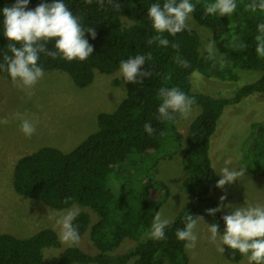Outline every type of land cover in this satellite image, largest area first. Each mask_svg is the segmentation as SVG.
<instances>
[{"label": "trees", "instance_id": "16d2710c", "mask_svg": "<svg viewBox=\"0 0 264 264\" xmlns=\"http://www.w3.org/2000/svg\"><path fill=\"white\" fill-rule=\"evenodd\" d=\"M15 2L11 0L6 5L0 0V63H3V53L9 43L4 36L2 9ZM47 2L51 0H29L26 10H34L40 3ZM114 2L120 3L119 10L107 2L101 8L97 0L90 5L85 0H64L74 15L83 17L85 28H94L95 39L85 33V38L93 46V53L84 61L52 59L41 54L38 64L44 71L68 73L76 85L84 87L93 81L95 72L114 73L122 60L151 52V60L145 62L141 71H151L152 75L144 78L142 84L125 83L126 98L114 111L99 113L97 130L73 150L63 152L48 146L19 158L14 168L13 186L17 193L41 200L54 209L80 204L97 214V220L92 223L88 212H79L74 224L80 237L90 230L98 252L90 254L78 245L68 246L55 264H189L186 242L178 240L175 235L177 229L185 227V216L205 215L211 224L225 225L221 211L215 215L207 214L208 209L218 207L211 193L217 189L220 179L209 157L211 137L215 135L220 120L225 119L227 108L239 104L246 96L264 93V57L255 51V36L259 34L257 25L264 23V12L248 10L246 5L251 0H236L237 9L231 16L204 15V5L214 0H191L196 5L192 17L212 31L223 54L222 58L211 60L206 59L207 52H200L199 34L190 27L176 36L161 34L170 45L178 43V50L170 45L159 47L156 43H147L148 39L158 35L147 10L151 4H163L164 0ZM124 19L131 24L124 26ZM54 43L51 41L47 47L55 50ZM239 44L247 47L241 49ZM178 54L181 59L189 61V67L176 63L174 58ZM240 71H262V74L238 89L232 97H213L192 89L194 72L207 78L236 81ZM0 74L10 78L7 72L0 71ZM162 87H177L194 97V105L200 106L201 111L191 122L182 154L186 170L183 188L195 198L165 229V239L156 240L148 234L158 202L153 195V179L144 170L137 173V162L145 164L147 156L159 151L167 142L174 145V149L166 154L172 156L181 148L183 138L175 128L180 117L178 114L174 121L158 119V107L162 103L158 93ZM145 123H151L156 132L152 135L146 133ZM250 126L254 140L259 141L244 148L248 153L243 158L247 161L252 154L255 162L252 160L249 170L264 174V121H254ZM168 135L173 141L166 140ZM118 167L131 170L121 175ZM120 182L124 186L122 189L118 186ZM126 238L134 241L132 248L125 253L116 252ZM59 245L58 234L52 228H42L27 237L0 233V264H43L44 249ZM224 252L232 261H239L243 256L227 246H224Z\"/></svg>", "mask_w": 264, "mask_h": 264}, {"label": "rangeland", "instance_id": "374dc122", "mask_svg": "<svg viewBox=\"0 0 264 264\" xmlns=\"http://www.w3.org/2000/svg\"><path fill=\"white\" fill-rule=\"evenodd\" d=\"M4 1L6 5H9L11 0ZM130 24L131 21L123 20L124 26ZM188 24L190 28L198 32L199 50L205 53V45L210 40L214 41L212 31L199 25L193 17ZM215 47L216 58H222L223 54L216 43ZM239 73L240 77L236 81L207 78L199 73L202 76L201 80L192 74V89L213 97H232L242 86L257 80L262 71H240ZM32 91L34 95L29 97L25 91L14 86L10 78L0 74V120L7 118L10 121L6 125L0 124V233L27 237L42 228L54 229L58 234L60 245L44 249L43 264H55L60 253L69 246L62 242L59 227H54L55 218L66 214L70 209L78 208L79 212H88L94 223L98 218L97 214L89 207L80 204H73L64 209H54L41 200L17 193L13 186L15 164L22 156L43 147L52 146L63 152L73 150L89 134L97 130L99 113L114 111L126 98L127 87L121 77L120 68L111 74L95 72L93 81L84 87L76 85L71 76L64 71L47 70ZM200 111L201 107L194 105L187 118L180 116L175 122V128L183 138L181 148L172 156L166 154L174 149V145L167 142L159 151L147 156L145 164L137 162V173L144 170L143 172L148 177L152 176L153 179V195L158 201L154 216L160 211L163 218L172 221L182 208L195 198L183 188L186 170L182 163V154L191 122ZM17 112L26 114L36 123V132L31 138L25 137L21 132L20 121L13 119ZM225 116L222 122L220 120L215 135L211 137L209 157L220 179L222 178L221 169L224 167L230 170H239L244 167V176L230 185L226 184L223 188L213 190L211 195L218 206L221 203V196H226L223 204H230L232 208L264 205V174L249 170L252 160L255 162L252 154L250 159L247 157V161L243 158L248 153L244 151V148L259 141L254 140L250 125L254 121H264V93L246 96L239 104L227 108ZM170 137L171 135H168L166 140H172ZM127 170L131 168L122 167L118 169V172L123 175ZM118 186L119 189L124 187L121 182ZM231 211L232 209L227 207L221 210L224 215L230 214ZM200 217H203V221H198L195 228L198 235L196 247L185 248L189 264H249L246 256H242L239 261H232L225 252L218 253L216 245L209 242L210 233L207 224L211 223L207 216ZM224 231L225 225L218 228L220 235H223ZM133 245L134 241L126 238L116 252L125 253ZM78 246L90 254L98 252V248L91 239L90 230L83 233Z\"/></svg>", "mask_w": 264, "mask_h": 264}, {"label": "clouds", "instance_id": "9594fccd", "mask_svg": "<svg viewBox=\"0 0 264 264\" xmlns=\"http://www.w3.org/2000/svg\"><path fill=\"white\" fill-rule=\"evenodd\" d=\"M98 6L103 8L105 3L119 10L121 5L114 0H97ZM86 4H92L93 0H85ZM29 0H16L15 4L2 9L4 36L9 43L7 51L3 53V63H0V71L7 72L14 86L25 91L29 97L34 95L32 89L44 77V70L38 64L40 55L56 59L60 57L66 61L88 59L93 53V46L85 38V33L96 38L94 28H85L83 17L74 15L69 10L64 0H51V2L40 3L34 10L28 9ZM248 10L264 12V0H251L246 5ZM237 9L236 0H214L204 5V15L231 16ZM196 11V5L191 0H164L163 4L155 2L150 5L147 15L152 26L158 35L148 39L147 43H156L159 47H168L170 41L161 34L168 33L176 36L182 31L188 30V21ZM258 35L255 36V51L260 57H264V23L257 25ZM54 41L55 50L47 45ZM173 49H179V44L172 42ZM239 48H246L247 45L239 44ZM207 52L206 59L215 60L217 49L215 41H209L205 45ZM10 53V54H9ZM152 54L136 55L120 62L121 77L124 83L142 84L144 78L152 75L151 71H141V67L147 60H151ZM176 63L182 67L190 66L189 61L181 59L179 54L174 58ZM193 76L202 80L199 73ZM159 96L162 103L158 107V119L161 121H174L176 115L187 118L195 104V98L188 96L177 87H162L159 89ZM42 107V106H41ZM13 119L20 121V130L27 138H31L36 132V123L24 113H15ZM9 119L0 120V124H8ZM144 131L149 135L156 132L151 123L144 124ZM163 135V133H160ZM244 176V167L239 170H230L228 167L221 169V179L216 187L223 188L226 184ZM226 196L220 197V205L217 208L208 209V215H215L223 207L231 208L230 214L222 217L225 223L223 235L218 233L219 225L216 223L207 224L210 233L209 242L216 245L218 253L224 252L227 246L246 256L249 264H264V205H248L232 208V205H224ZM79 209L73 208L55 218L54 227H59L62 242L69 246L79 244L80 236L78 227L74 224ZM53 219L54 217H49ZM185 227L177 229L175 235L178 240L185 241V248L194 249L198 240L195 232L198 221L203 217L185 216ZM172 223L168 218H163L160 211L156 212L149 237L156 240L165 239V229Z\"/></svg>", "mask_w": 264, "mask_h": 264}, {"label": "crops", "instance_id": "0c3cea01", "mask_svg": "<svg viewBox=\"0 0 264 264\" xmlns=\"http://www.w3.org/2000/svg\"><path fill=\"white\" fill-rule=\"evenodd\" d=\"M32 153V152H31ZM27 155V154H26Z\"/></svg>", "mask_w": 264, "mask_h": 264}]
</instances>
